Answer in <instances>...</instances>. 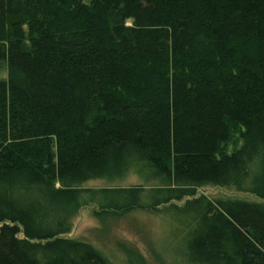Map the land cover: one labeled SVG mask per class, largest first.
Listing matches in <instances>:
<instances>
[{"label":"trees","instance_id":"trees-1","mask_svg":"<svg viewBox=\"0 0 264 264\" xmlns=\"http://www.w3.org/2000/svg\"><path fill=\"white\" fill-rule=\"evenodd\" d=\"M88 205L264 264V0H0V264H111L63 237Z\"/></svg>","mask_w":264,"mask_h":264},{"label":"rangeland","instance_id":"rangeland-1","mask_svg":"<svg viewBox=\"0 0 264 264\" xmlns=\"http://www.w3.org/2000/svg\"><path fill=\"white\" fill-rule=\"evenodd\" d=\"M139 184L138 178L130 176L113 182H89L84 187L128 188ZM195 198L262 202L255 195L220 186L202 187ZM187 200L176 204L183 206ZM70 220L69 233L63 237L91 244L111 264H191L175 241L169 219L152 210L102 213L98 207L88 205L74 212Z\"/></svg>","mask_w":264,"mask_h":264}]
</instances>
